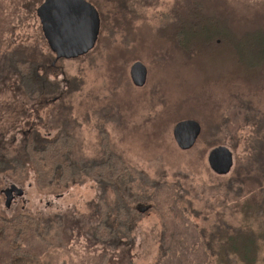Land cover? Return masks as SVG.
Instances as JSON below:
<instances>
[{
  "label": "rangeland",
  "instance_id": "obj_1",
  "mask_svg": "<svg viewBox=\"0 0 264 264\" xmlns=\"http://www.w3.org/2000/svg\"><path fill=\"white\" fill-rule=\"evenodd\" d=\"M39 1L0 0V82L8 80L10 86L0 85V113L8 118L13 114L10 110H18L14 100L28 117L34 108L24 103L21 91L16 90L17 75L7 69L6 54L23 49L41 61V53H48L38 19L25 10ZM90 1L102 24L95 48L82 58L60 63V70L39 73L60 86L51 98L62 96L69 87L66 96L51 104L48 115L56 118V122H48L55 130L61 122L60 111L75 138L69 158L104 156L97 133L110 134V150L135 178L126 186L133 196L125 202L130 210L129 230L113 242L93 236L106 209L107 223L116 227L119 201L111 192L94 194L92 178L84 183L75 178L64 188L54 186L48 191L39 190L32 182L25 211L19 206L2 212L6 219L21 212L35 219L51 218V229L45 234L46 253L31 264H159L165 256L161 242L164 224L151 196L155 187L165 185L175 188V205L198 231L208 264H252L251 253L256 248L252 240L264 237V170L258 157L260 153L264 158V74L255 79L238 74L226 65V56L189 62L179 50L156 38V33L172 20L166 15L184 13L195 2L216 14L229 15L235 29L251 33V28L264 24V0H124L125 8L120 0ZM223 30L210 24L205 37ZM255 33L241 42L234 40L237 56L248 59L264 48L258 40L262 34ZM185 37L190 41L189 34ZM257 58L263 61L264 52ZM136 61L147 69L142 88L134 87L129 78V68ZM74 78H81L83 85L70 92ZM233 108L246 114V123L235 131L234 124L226 122ZM188 119L200 124L201 133L191 150L181 151L173 140L172 128ZM216 146L233 154L234 165L228 175L215 174L207 163L209 151ZM13 154L10 148L7 155ZM88 188L90 193L85 192ZM58 193L64 196L57 198ZM99 203L108 206L100 205L99 212ZM146 205H151L146 212L137 210ZM228 227L240 230V235ZM232 250H236L235 257L228 256ZM256 264H264V241Z\"/></svg>",
  "mask_w": 264,
  "mask_h": 264
},
{
  "label": "trees",
  "instance_id": "obj_2",
  "mask_svg": "<svg viewBox=\"0 0 264 264\" xmlns=\"http://www.w3.org/2000/svg\"><path fill=\"white\" fill-rule=\"evenodd\" d=\"M120 4L125 8L124 0H120ZM166 16L172 17V20L170 22L166 21L164 27L157 29L156 38L166 44H170L171 47H174L176 50H179L189 62L193 63L195 60L208 57L222 59L226 56V65H230V67H232L238 74L240 73L250 79L258 78L264 74V60H257L260 53L264 52V48L257 50L254 53V56L249 55V58L246 59L237 56L239 53L238 48L235 49L232 47L234 40H239L241 42L244 38H247L254 32L257 33L253 35L262 34L258 40L260 39L261 45L264 47V24L251 28L254 29L251 33H241L242 31H238V29L234 28L229 15L216 14L212 9L207 10L205 6L199 2L193 3L184 13H175L174 17L171 14ZM105 20L106 18L102 16V22L105 23ZM210 24L216 25L218 28L222 27L224 29L223 32H227L228 34L222 32L206 38L205 33L209 30ZM101 28L102 24L100 19V29ZM186 34H189L191 37L188 42L186 41ZM262 57L263 56H261L259 60ZM15 59L18 60L19 64L24 60V56L21 55V53H16L11 60L13 61ZM22 65L20 67L14 65L18 74L20 76L32 75V68L29 67V69H25ZM258 68L260 69L258 70ZM81 85H83V80L81 78H74L70 84V92L79 90ZM242 117H244V121H242ZM226 122L230 123V125L234 124L232 126L234 127L233 131H235L239 125L246 123V114L238 108H233L229 111L228 120ZM65 150L67 153H64V147L62 146H55L53 148V153L51 155L52 159L50 160L52 168L48 171L49 177L46 176L44 173L45 170L41 167L44 166V163L41 162L36 164L38 166L36 168L38 187L42 189L47 188L53 180L55 170H60L63 174L64 169L61 168L63 163L67 166H75L69 158L70 147H65ZM28 154L30 157L35 156L30 150ZM258 157L260 158L261 168L264 170L263 155L258 153ZM62 159H64V161H61ZM112 161L114 169L109 168L107 171L110 173L114 170L117 181L135 180L134 177L129 175L124 163L120 161V158L117 157V155ZM50 172L51 174H49ZM63 175V181L65 183L69 182V175ZM90 175H92L94 181L109 182V177H105L104 175V168L99 170V177L92 173H90ZM174 190V187L168 185L155 187L151 196L162 216L164 224L161 242L165 250V256L164 260L159 264H208L209 258L206 256L207 252L204 251L205 246L200 239L198 231L195 230L194 225L189 224L188 220L183 218V213L175 205ZM100 205L108 206L101 203ZM105 212L107 214V209ZM115 213L116 227H112L107 223L109 214H104L99 226L93 233L94 237L103 242H113L118 239L120 235L128 232L129 228L127 224L129 222L130 210L127 209L122 201H119ZM262 213L263 210L256 215V218H259ZM25 219L24 216H18L11 221L0 218V264H31L32 262H38L46 253L48 243L45 239V234L48 230V221L38 220L35 223L33 220ZM228 228L240 235V230L231 227ZM250 239L252 240V237H250ZM262 239H264V237L257 236L252 240L256 247L251 253V255H253V260L251 259L252 264L258 262V251L264 241ZM13 256L29 257V259L27 258V261L20 260L14 262V260H12ZM228 256L235 257L236 250H232V252L228 253Z\"/></svg>",
  "mask_w": 264,
  "mask_h": 264
},
{
  "label": "flooded vegetation",
  "instance_id": "obj_3",
  "mask_svg": "<svg viewBox=\"0 0 264 264\" xmlns=\"http://www.w3.org/2000/svg\"><path fill=\"white\" fill-rule=\"evenodd\" d=\"M44 1L45 0L43 1L41 0L39 1L38 4H36V2H33L32 4L34 7H32V9H25L24 8L25 4H23L24 6H22L25 10L28 11V13L32 17L35 16V19L36 20L38 19L40 24V32L42 35H43V31L40 20L37 15V10L43 4ZM86 1L89 2L91 5H93L90 0H86ZM95 9L97 10L96 7ZM12 30H13L12 34H14L15 32L14 28H12ZM47 51L48 53H41L40 55L41 61H37L36 58L35 59L31 58V56L30 55L28 56L23 49L15 50L6 54L7 69L9 71L11 70L14 74L17 75L16 77L17 79L15 78L17 83L16 90L21 91L23 95V102L33 104L34 108L33 111H31L32 113H30V116L28 117L27 116L28 113L25 112V108L21 107V105H19V102L17 100H14L12 104H15L18 107L17 111L12 112L10 110L8 113H13V114L9 118L5 116V113H0V218L4 220L6 219V217H4L2 212L9 213L11 210L15 211L16 209H18L19 206L22 211H25L27 192L28 190H31L32 182H34L35 185L38 187V182H37L38 178L36 172V168L38 166L36 164L43 162L44 166L41 167L45 170L44 173L46 174V176L49 177L48 171L52 168V165H50L51 163L50 160L52 159L51 155L53 153V148L55 146H62L64 147V153H67L65 147H70V151H71L76 144L74 136L69 132L67 125L64 124L60 111L57 112V115L61 116V118H59L58 120V122L59 121L61 122L57 127V129L53 130L51 125L48 124V122L51 121L52 123L56 122L55 117L54 118L50 116L48 117V115H50V112L52 111L51 104H53L56 101H59L63 96H66L69 93V87L65 89V92L62 94V96L51 98V96H53L54 93L55 94L58 93V91L60 90V86L58 83L52 81V79L49 80L48 77L40 74L39 71L42 70V72L44 73L52 68L56 70H60V63L77 60L79 58L72 60L56 59V56L54 55V53L50 51L49 47ZM16 53H21V55L24 56V60H22L19 64L17 59L13 61L11 60V58L14 57ZM14 65L16 67L17 66L20 67L22 65L25 69H29V67L32 68V75L30 76L18 75V71L16 70V67ZM7 81L5 80V82H0V85H5L7 89H10V86L7 84ZM13 82L14 80L11 81V83ZM12 90L15 91L13 88ZM4 104L7 105V103ZM61 104L59 107L66 111L64 106H61ZM44 105L45 107L43 108ZM21 121L23 122L22 126L19 125V122ZM7 137L9 138V140H7ZM97 137L98 140L100 141L99 146H101L104 156L102 157L97 156L92 159H85L84 157H78L77 159H75L72 156V159L70 158V160L73 162L75 166H70V165L67 166L63 163V165H61V168L64 169L63 174L66 175L68 174L70 178L69 180L74 181V179L77 178L79 179L78 181L79 183H84L85 179H89L92 181L91 179L92 175H90V173L99 177V170L101 168H104L105 177H109V182H108L109 185H107L105 182H98L93 180L92 187L94 188L93 189L94 194H96L97 196L98 194L100 195V190L102 194L105 193L107 194V192H111L116 202L122 201L124 204H126L125 202H127L128 199H131L133 197L131 196V194H129L130 188L126 187L127 185L131 184V181L119 180V182H117L114 170H112L110 173L107 171L109 168L114 169L112 160L115 159L116 154H114L110 150L109 147L110 134L108 132L101 130L97 133ZM10 148L13 149V153H14L11 156L7 155V153L10 151ZM29 150L35 156L30 157L28 154ZM231 155L233 158L232 153ZM61 161H64V159H62ZM120 161L122 162L121 158ZM233 165H234V160H233ZM55 171L56 172H55L54 180L56 179L57 181L56 183H54L53 180L50 183V186L48 187L49 189L45 188V190L47 191L54 186L55 187L60 186L61 188L65 187L64 186L65 182L63 181L64 175L62 174L61 171L60 174L58 173V170ZM128 173L131 177H133L130 171H128ZM49 174H51V172ZM219 176H223V175H219ZM10 185L12 186V189L8 188ZM38 189L43 190L39 187ZM85 192L90 193L89 188ZM125 195L127 196V198H125ZM56 196L57 198H61L64 195L58 193ZM98 200H99L98 202H100V199ZM138 203L143 204L142 202H138ZM99 206L100 203L97 204V210L100 212ZM18 216H24L26 218L25 220L27 219L33 220L35 223L38 220L48 221L49 224L47 227L48 229L47 232L51 229V225H52L51 218L35 219L25 214L24 212H21V214L13 215L11 218H8L6 220L11 221ZM27 258L29 259V257L13 256L12 260H14V262L20 260L27 261L26 260Z\"/></svg>",
  "mask_w": 264,
  "mask_h": 264
},
{
  "label": "water",
  "instance_id": "obj_4",
  "mask_svg": "<svg viewBox=\"0 0 264 264\" xmlns=\"http://www.w3.org/2000/svg\"><path fill=\"white\" fill-rule=\"evenodd\" d=\"M37 15L43 37L56 59H77L95 48L100 35V16L86 0H45ZM129 78L134 87H144L146 67L139 61L134 62L129 68ZM200 133V124L194 120L179 121L172 128L173 140L181 151L190 150ZM207 163L212 171L225 176L232 171L233 158L227 148L216 146L209 151ZM150 208L151 205H146L137 210L143 213Z\"/></svg>",
  "mask_w": 264,
  "mask_h": 264
}]
</instances>
